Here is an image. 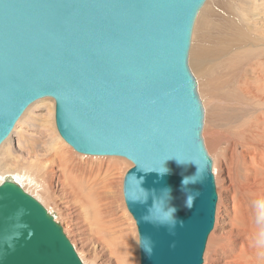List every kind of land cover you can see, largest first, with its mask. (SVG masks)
I'll list each match as a JSON object with an SVG mask.
<instances>
[{"label":"water","instance_id":"1","mask_svg":"<svg viewBox=\"0 0 264 264\" xmlns=\"http://www.w3.org/2000/svg\"><path fill=\"white\" fill-rule=\"evenodd\" d=\"M206 1L0 0V146L33 103L51 97L58 132L77 152L130 160L123 195L140 264H203L214 228L217 183L189 64ZM167 158V173L149 172ZM185 177L202 180L187 185L200 192L191 208ZM169 204L183 221L174 234L144 219ZM0 264H84L55 215L12 178L0 183Z\"/></svg>","mask_w":264,"mask_h":264},{"label":"rangeland","instance_id":"2","mask_svg":"<svg viewBox=\"0 0 264 264\" xmlns=\"http://www.w3.org/2000/svg\"><path fill=\"white\" fill-rule=\"evenodd\" d=\"M210 5L213 7L214 10L212 16L213 26L210 29L212 35H218L220 30L226 37H229L230 35L228 33H231V25H234L235 28L239 27L242 32V35H244L242 42H240L238 45L234 44L231 47V49L235 50V47L244 45L242 47V50H237L243 53L245 58H243V56L240 54L239 59L241 61L237 58L236 62L233 63L234 65L232 67L236 71L238 70V73L241 70L243 72V78H241L242 73H239L240 79H242V81H240V86H248L252 90L255 89V91L264 88V56L260 58H257L255 56L253 58L257 48L255 45H258L257 43H259V45L264 48V0H237L235 4L236 7L232 12L226 10L225 7L221 6L218 3V0H210V2H208V6ZM198 33L199 32H197L196 37H192V43H195V45L203 43V45L211 47V40L207 41L206 39L204 40V38L202 40V33ZM252 39L254 41H252ZM250 43L251 45H249ZM250 46L252 49L250 48ZM247 54H250L249 58ZM247 60L248 62L245 63V61ZM189 64L197 80L198 92L204 105V128L206 122L208 126L211 125V128H217V123L222 122L223 125L220 126V128L225 133V137L222 139L223 141H221L222 146L218 148V150L208 147L203 134L206 147L211 157L213 158V171L216 177L217 191L219 196L216 209L215 226L212 232L210 233L207 241L206 250L204 252L203 264H237L238 260H240L243 264H264V244H259L257 242L259 239V233L264 230V224L258 223L260 213L264 211V206L262 205L258 207V203L255 202L253 196L256 194V192H254L253 190L248 191L243 188L244 184L246 185L247 183L248 175L252 176L255 172L258 173L257 169L254 171L250 166L254 164V160L251 157L246 160L248 158V151H253L254 154L257 153L259 157L264 153V133L262 132L264 131V127L261 128L256 124V120L259 117L257 116L259 114L255 111L256 107L258 106L256 104L257 99H255L254 96V100L248 101L249 103L253 104V107L255 108L251 107L247 109H242L237 117H232L230 115V118L223 117L221 120H212V117L210 118V116H207L210 115L209 109L217 108L220 106L231 107V105H236L234 107L238 108V106L240 105L239 103H237V101L243 102L244 94L240 93V88L238 91V84V86L235 85V87H237L236 93L238 95L235 93L236 99L233 101L234 104L233 102H231L232 104L227 103L226 105L222 103L218 104L216 101L212 102V100H210L211 92L210 90L206 89V87L208 86V80L206 76L198 72L192 64V44L190 49ZM251 68H254L255 70ZM250 74H253V77L246 76ZM215 103L217 106L215 105ZM53 105V108H55L54 99L47 97L36 101L25 111L26 115L24 113V117L22 116L18 120L13 132L6 140L8 144L5 141L6 144L3 143L0 146V153H3V156L0 154V168H2L0 170L4 171L10 170L11 168L20 169L24 167V169L31 170V167H33L35 172L33 169V171L31 170V172H34V174L44 183H47L53 179V176L51 177V175L60 174V180L54 181L53 183L54 186L52 193L54 194L50 198L46 207L55 215L56 220H58L64 226V230L67 233L68 237L71 239L73 244L75 242L76 248L88 260H91L96 264H122V261L120 259H116L114 257L115 255L110 254L108 252V246L101 245L99 242H97L98 239L94 237L90 228L87 227L88 229L86 231L88 232H86V234L83 231L86 227L84 222H88L89 218L86 217L87 213L86 216L84 215L85 212L83 213L82 208L80 207L83 204L80 199L83 198V194L85 196L84 192L88 190L90 191V187L96 188L98 190L96 192L101 193L100 197L102 198V200L100 208L104 212L103 216H107L106 220H115V225H123L124 227L128 228V231L131 234L129 241L131 254L134 258L135 255H138V264H140L137 226L132 215L127 210L123 195L124 176L126 172L131 168L133 163L127 158L125 159L123 157L124 164H111L113 166L116 165L114 167V170L111 171V169L108 168V163H99V160H97L99 158L82 157V153L77 152L76 150L71 148L70 145L68 146L73 150L75 155L71 153H66L68 157L67 159L63 160V163H61L62 160L57 159L56 155H54L53 151L51 150V146L55 143L56 153L63 152L60 149L61 146L58 145V142H55L57 140L55 139V135L58 133V131L55 124V110L53 111L54 113H52L53 115L50 113L51 107ZM260 115L261 117L264 116V114ZM255 118L257 119L255 120ZM251 123L255 128L253 130L254 133L261 131L260 137L259 135L254 134L248 138L245 134L248 133V130L246 129ZM246 138H248L247 141L252 143H244L246 141ZM257 146H259L260 149ZM30 151L32 152V154ZM63 153L65 154V152ZM16 156L19 158V161L17 158H15ZM16 159L17 162H14L16 161ZM49 159L50 161L54 160L55 162L49 164ZM87 160H91V162H87ZM245 160L248 161V163ZM33 162H35L36 164L32 165ZM6 163H8V165ZM1 165H3V167H1ZM248 165L250 167V170H252L250 171L251 174H249L248 172ZM49 166H54V172L56 171L55 174L54 172L52 174L49 173L47 169V167ZM215 166L218 170L217 174L214 170ZM37 168L39 170H37ZM62 169H65L67 173L65 171L64 174V171H62ZM36 173H38L40 177ZM70 174L71 176H74V178H72ZM75 177H78V179ZM7 178H12L10 173L6 175V179ZM72 179H75L76 181ZM69 182L74 183L75 186L72 184V186L67 187L66 183ZM108 182L110 183V185ZM78 183L80 185L82 184L83 189ZM74 187H76L77 190ZM259 188L264 189V186H261ZM258 194H260L264 199V191H259ZM95 195L97 194L93 193V197ZM256 198L259 197L256 196ZM259 201H261L260 198ZM68 225L70 227V230L67 228ZM87 226L89 225L87 224ZM243 228L246 230L244 231ZM81 233L83 235H81ZM81 236H83V238ZM245 237H250L251 248H249L246 244L247 240L245 239ZM252 243H254L253 245L256 244V246H253Z\"/></svg>","mask_w":264,"mask_h":264},{"label":"bare ground","instance_id":"3","mask_svg":"<svg viewBox=\"0 0 264 264\" xmlns=\"http://www.w3.org/2000/svg\"><path fill=\"white\" fill-rule=\"evenodd\" d=\"M237 1V0H236ZM236 1L234 0H218V3L225 7L226 10L229 11H233L234 8L236 7ZM208 2H210V0L206 1L205 6H203L202 10L200 11L198 17H197V21L194 27V32H193V36H197V32L202 33V40L204 38V40L206 39L207 41L212 42L211 47H208L206 45H203V43H199L197 45H195V43H192V64L193 66L196 68V70L200 73H202L203 75L206 76L207 80H208V86L206 87L207 90H210L211 92V99L212 102L216 101L218 104L222 103V104H227V103H231L233 102L236 98H235V93H236V89L239 84L238 87V91L240 88V93L244 94V101L239 102L237 101V103H239L240 106H238V108H235L234 106L231 105V107L229 106H224V107H217V108H213V109H209L210 111V118L212 117V120H221L223 117L226 118H230L229 116L231 115L232 117H237L240 113V111L242 109H247V108H251L253 107V104L249 103V100H254L253 97L255 96V99H257L256 104L258 105L256 107V112L259 114L257 116V118H255L256 120V124L258 126H260L261 128L264 127V116L261 117L260 114H264V88L261 89H256L257 91L250 89L248 86H240L241 83L240 81H242V79H240L239 73L241 72V78H243V72L240 68V72L238 73V70L236 71L235 69H233V63L236 62V59L240 58V54L243 56V58H245L244 54L239 52V50L237 49H241L244 45H241L239 47H235L236 49H231V47L234 44H239L240 42H242L243 40V36L241 30L238 28H235V26L231 25V33H228L230 36L226 37L220 30L218 35L214 36L211 34L210 29L213 26V7L210 5L208 6ZM216 28V27H215ZM245 32V31H244ZM243 32V33H244ZM198 33V34H199ZM247 38V37H245ZM252 41H254L252 39ZM245 42V41H244ZM247 42V41H246ZM256 42V41H255ZM245 44V43H244ZM256 44V43H254ZM258 45H255L256 48V52L254 53L253 58L256 56L257 58L263 57L264 56V51H263V47L259 45V43H257ZM251 45V43L249 44ZM254 46V45H253ZM254 46V47H255ZM246 47V46H245ZM249 47V46H248ZM247 48V47H246ZM245 48V49H246ZM251 48V46H250ZM252 49V48H251ZM253 51V50H252ZM243 52V51H242ZM248 55V54H247ZM246 55V56H247ZM250 57V54L248 55V58ZM250 58V59H253ZM249 59V61H250ZM240 60V59H239ZM241 61V60H240ZM243 61V60H242ZM258 61V60H257ZM248 62L245 61V63ZM252 62V61H251ZM250 64V63H249ZM246 65V64H245ZM237 66V65H236ZM236 68V67H234ZM248 68V67H247ZM244 69V68H243ZM246 69V67H245ZM253 70H255L254 68H251ZM252 71V70H251ZM250 73V72H248ZM247 77H253V74L250 75H246ZM249 85V84H247ZM204 91V90H203ZM202 91V94H203ZM205 92V91H204ZM208 93V92H207ZM237 94V93H236ZM238 95V94H237ZM237 97V96H236ZM47 98V97H44ZM42 98V99H44ZM51 98V97H50ZM238 98V97H237ZM239 99V98H238ZM242 99V100H243ZM54 104V103H53ZM206 104V103H205ZM214 104V103H213ZM232 104V103H231ZM234 104V102H233ZM236 104V101H235ZM210 105V104H208ZM216 105V103H215ZM217 106V105H216ZM54 105L51 107V111L50 113H54L53 111L55 110V108H53ZM207 107V106H206ZM213 107V106H212ZM215 107V106H214ZM211 108V107H210ZM255 108V107H253ZM249 110V109H248ZM250 113V112H249ZM26 115V113H25ZM53 115V114H52ZM24 117V116H23ZM249 117V114H248ZM208 118V119H210ZM250 121V120H249ZM248 121V122H249ZM209 122V120H208ZM252 122V121H251ZM255 122V121H254ZM211 123V122H210ZM213 123V122H212ZM222 122L217 123V128H211L210 126H208L207 122L203 131L205 140H206V144L208 145V147H211L212 149L218 150V148H220L221 145V141H223L222 139L225 137V133L221 130L220 126L223 125ZM253 123V122H252ZM250 124L249 127L246 129L248 130V133H245L247 135V137L249 138L251 135H259L260 137V133L261 131H258L256 133H254V127L253 124ZM56 124V123H55ZM221 124V125H220ZM57 128V127H56ZM56 130V129H55ZM263 130V129H262ZM58 131V129H57ZM264 133V131H262ZM59 133V132H58ZM56 134V138L57 139L55 142H58V145L61 146L60 149L65 152V154L63 152L61 153H56V149H55V143L51 146L52 147V151L53 154L56 155V158L59 160H62L61 163H63V160L67 159L68 155L66 153H71L74 154L73 150L71 148H73L70 144H68L60 134ZM54 136V137H55ZM227 136V135H226ZM229 136V135H228ZM246 141L244 143H248L249 141ZM245 140V139H244ZM252 140V139H250ZM7 142V141H6ZM5 143V142H4ZM50 143V142H49ZM52 143V142H51ZM226 143V142H224ZM252 143V142H249ZM6 144V143H5ZM8 144V142H7ZM223 144V143H222ZM70 145L71 148L68 146ZM5 147V146H4ZM50 147V146H49ZM259 148V146H257ZM2 148V147H1ZM6 148V147H5ZM253 148V147H252ZM66 149V150H65ZM74 149V148H73ZM254 149V148H253ZM257 149V148H256ZM260 149V148H259ZM4 150V149H3ZM6 150V149H5ZM50 150V151H51ZM65 150V151H64ZM75 150V149H74ZM248 150V149H247ZM258 150V149H257ZM3 152V151H2ZM5 152V151H4ZM31 152V151H30ZM37 152V151H35ZM39 152V151H38ZM260 152V151H259ZM263 152V151H262ZM7 153V152H6ZM34 153V150H33ZM1 154V153H0ZM3 154V153H2ZM1 154V155H2ZM9 154V153H8ZM32 154V152H31ZM264 154V153H263ZM259 155L257 153L254 154L253 151H248V155H247V159L248 160L250 157L254 160V164L250 165L251 168L255 171L256 169L258 170V173L255 172L252 176L248 175V179H247V183L246 185L244 184V189L245 190H253L254 192H256V194L253 196L255 202H260L259 198L261 199V201H264V199L262 198V196L260 194H258L259 191H264V189L259 188L261 186H264V155ZM0 155V156H1ZM5 155V153H4ZM10 155V154H9ZM35 155V154H34ZM3 156V155H2ZM19 156V155H18ZM82 157H91V158H99L97 160H99L98 162L101 164H106L108 163V168L111 169V171L114 170V167L118 164H124V158L121 156H114V155H110L108 157H104V156H96V155H88L86 156V154H82ZM20 157V156H19ZM36 157V156H35ZM14 158V157H13ZM12 158V159H13ZM15 158L18 159L19 158L16 156ZM42 158V157H41ZM105 158V159H104ZM11 159V160H12ZM16 161L14 162H17ZM21 159V158H20ZM23 159V158H22ZM44 159V158H43ZM126 159V158H125ZM14 160V159H13ZM245 160V161H246ZM252 160V161H253ZM21 161V160H20ZM50 161V159H49ZM13 162V161H12ZM28 162V161H27ZM47 162V161H46ZM55 162L54 160L50 161L49 164ZM58 162V161H57ZM87 162H91L87 160ZM93 162V161H92ZM248 163V161H246ZM20 163V162H19ZM18 163V164H19ZM41 163V162H40ZM66 163V162H65ZM3 164V163H2ZM8 165V163H6ZM32 164V163H31ZM36 164L35 162H33L32 165ZM42 164V163H41ZM48 164V163H47ZM111 164H116V165H111ZM244 164V163H243ZM40 165V164H39ZM38 166V165H37ZM61 166V165H60ZM59 166V167H60ZM243 166V165H242ZM1 167H3V165H1ZM63 167V166H62ZM25 168V167H24ZM24 168H20V169H10V170H0V183L6 179V175L8 173L11 174L12 179L16 180L17 182H19L28 192H30L31 194H33L34 196H36L40 201H42L44 203V205L46 206L47 203L49 202L50 198L53 196L54 193L53 192V183L54 181H59L60 180V174L57 175L54 172V166H49L47 167L49 173H53L55 175H51V177L53 176V179L47 183H44L41 179H39L35 174V170L33 167H31V170L33 169L34 172L32 173L30 169H24ZM36 168V166H35ZM46 168V167H45ZM61 168V167H60ZM64 168V167H63ZM248 172L249 174H251L250 171V167L248 165ZM2 169V168H0ZM66 169V168H65ZM63 173L65 174V171ZM68 169V168H67ZM109 169V170H110ZM263 169V170H262ZM32 170V171H33ZM37 170H39L37 168ZM44 170V167H43ZM69 170V169H68ZM215 172L216 174L218 173V170L215 166ZM71 171V170H70ZM69 171V172H70ZM62 173V176H63ZM67 173V171H66ZM38 174V173H36ZM111 175V174H110ZM38 176L40 177V175L38 174ZM69 176V175H68ZM71 176V174H70ZM67 177V176H66ZM72 178H74V176H71ZM95 177V176H94ZM63 178V177H62ZM78 179V177H75ZM98 178V177H97ZM50 179V178H48ZM75 180V179H72ZM76 181V180H75ZM93 181V180H92ZM80 182V181H79ZM83 182V180H82ZM65 183V181H64ZM77 183V182H76ZM81 183V182H80ZM88 183V181H87ZM109 183V182H108ZM72 184L74 185V183H66V186H72ZM79 184V183H78ZM80 185V184H79ZM78 185V188H79ZM84 185V184H83ZM88 185V184H86ZM110 185V183H109ZM243 185V184H242ZM75 186V185H74ZM77 186V184H76ZM82 188V184L80 185ZM90 186V185H89ZM241 187V186H240ZM66 188V187H65ZM76 189V187H74ZM72 188V189H74ZM98 188V187H97ZM242 188V187H241ZM242 188V189H243ZM83 189V188H82ZM85 189V188H84ZM96 188H92L90 187V191H86L85 196L83 194V198L80 199V201L83 202V204L80 206L82 208L83 213L85 212V216L87 213V216L89 218L88 222H84L85 223V229L83 230L84 233L86 234V231L88 228L91 229L94 237L97 240V242H99L101 245H106L109 247L108 252L110 254L115 255L114 257L116 259H120L122 261V264H138V255H135V258L132 256L131 254V248H130V233L128 231V228L124 227L123 225H115L114 223L116 222L115 220H106L107 216H103V211L101 210L100 206H101V200L102 198L100 197V192H96L98 191ZM101 189V188H100ZM99 189V190H100ZM68 190V189H67ZM77 190V189H76ZM82 191V190H81ZM80 191V192H81ZM243 191V190H242ZM70 193V192H69ZM93 193H96L97 195H95L93 197ZM106 193V192H104ZM249 194V193H248ZM254 194V193H253ZM78 195V194H77ZM82 195V193H81ZM92 195V197H91ZM256 196H258L259 198H256ZM104 198V197H103ZM219 198V196H218ZM100 199V200H99ZM218 203V202H217ZM264 206V205H263ZM251 208V207H250ZM249 209V207H248ZM128 210V209H127ZM129 211V210H128ZM130 213V212H129ZM131 214V213H130ZM258 214V213H257ZM261 214V213H260ZM77 215V214H75ZM109 215V214H108ZM132 215V214H131ZM259 215V214H258ZM110 216V215H109ZM133 217V215H132ZM134 219V217H133ZM86 220V219H84ZM215 220H216V215H215ZM135 221V219H134ZM136 223V221H135ZM87 224L89 226H87ZM137 226V224H136ZM215 226V223H214ZM88 227V228H87ZM248 227V226H247ZM67 228L70 230L69 225L67 226ZM246 228V227H244ZM243 228V229H244ZM67 230V229H66ZM213 230V229H212ZM242 230V229H241ZM246 229H244L245 231ZM249 230V229H248ZM68 231V230H67ZM138 231V229H137ZM252 231V230H251ZM212 232V231H211ZM210 232V233H211ZM251 233V232H250ZM255 234V233H254ZM81 235H83L81 233ZM83 238V236H81ZM257 237V236H256ZM93 238V236H92ZM209 238V237H208ZM245 239L247 240V245L249 248H251V240L250 237H245ZM250 240V241H249ZM253 240V239H252ZM255 241V240H254ZM96 242V241H95ZM138 242H139V235H138ZM244 243V241H243ZM254 243H252L253 245ZM258 244V243H257ZM75 245V242H74ZM250 245V246H249ZM135 246V245H134ZM253 246H256L253 245ZM76 247V245H75ZM255 248V247H254ZM77 249V248H76ZM107 249V248H106ZM136 249V247H135ZM253 250V248H252ZM81 259L83 260L84 264H96L95 262L88 260L85 256H83L79 250L77 249ZM140 252V251H139ZM254 252V251H253ZM239 258V257H238ZM237 264H243L240 260L237 261Z\"/></svg>","mask_w":264,"mask_h":264},{"label":"clouds","instance_id":"4","mask_svg":"<svg viewBox=\"0 0 264 264\" xmlns=\"http://www.w3.org/2000/svg\"><path fill=\"white\" fill-rule=\"evenodd\" d=\"M171 158V157H170ZM167 159H164L162 161L163 164V168L160 170L157 169H151L150 171L155 170L156 172H158L159 174L163 175L165 173H167L169 171V169L167 167L164 166V162ZM179 162V161H178ZM196 173L193 175L195 176ZM197 182H202V180H190L189 177H185L184 180L182 181V190L186 193V200H185V206L188 208H191L193 205L194 200L200 195L199 191H191L187 185H189L190 183H197ZM143 181L140 182V184L142 185ZM142 187V186H141ZM142 189L144 191H146L143 187ZM187 189V191H186ZM147 192V191H146ZM168 192V199L169 201L172 199L171 197V189L167 190ZM148 199V197L145 198V200H134V202H138V203H145V201ZM264 205V201H260L258 202V207ZM176 212L177 209L175 206H172L171 204H169V206L164 210L162 215H158V216H151V208H149L148 213L145 215L144 219L146 222H151L154 223L156 226L158 227H165L170 234H174L175 233V228L177 226V224L179 223L180 226L183 225V221H178L176 218ZM258 223H262L264 224V211L261 212L260 214V218L258 219ZM144 241H145V252L147 255H151L152 252V246H153V242L151 241V237L145 235L143 237ZM259 244H264V230H262L259 233V239L257 241Z\"/></svg>","mask_w":264,"mask_h":264}]
</instances>
